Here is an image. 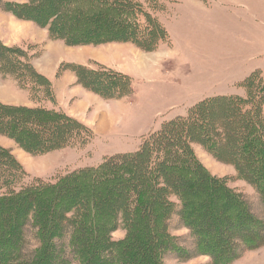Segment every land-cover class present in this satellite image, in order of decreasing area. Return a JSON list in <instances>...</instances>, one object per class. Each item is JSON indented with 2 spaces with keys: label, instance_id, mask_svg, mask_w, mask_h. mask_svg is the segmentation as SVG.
<instances>
[{
  "label": "trees",
  "instance_id": "obj_1",
  "mask_svg": "<svg viewBox=\"0 0 264 264\" xmlns=\"http://www.w3.org/2000/svg\"><path fill=\"white\" fill-rule=\"evenodd\" d=\"M23 1L0 0V9L47 29L49 41L69 47L131 44L155 53L170 44L158 16L168 12L166 0ZM93 65L62 63L56 77L70 72L78 86L103 100L133 94L128 75ZM0 75L28 95L26 87H34L51 105L0 103V136L32 155L94 137L91 128L57 107L54 83L21 46L0 40ZM238 86L233 96L202 99L187 115L169 119L136 151L56 183L22 184L26 173L0 145V264H164L168 249L188 253L170 233L174 217L193 236L195 256H210L213 264H230L241 248L260 245L264 221L252 213L247 196L231 188L228 178L212 176L192 146L232 166L264 208V80L254 72ZM120 227L125 238L114 241ZM31 233L37 242L32 250Z\"/></svg>",
  "mask_w": 264,
  "mask_h": 264
},
{
  "label": "rangeland",
  "instance_id": "obj_2",
  "mask_svg": "<svg viewBox=\"0 0 264 264\" xmlns=\"http://www.w3.org/2000/svg\"><path fill=\"white\" fill-rule=\"evenodd\" d=\"M7 1L16 5L24 4L23 0ZM196 1L200 5L204 4L201 8L206 12L221 13L229 18L226 20L218 14V17L211 19L213 24L207 26L208 31L199 35L208 39L204 49L197 43L188 50L178 49L180 56L173 58L168 57H172L174 52L170 46L162 54L145 55L128 47L116 50L118 62L115 66L120 70L119 73L125 72L131 78L132 95L119 100L100 101L93 93L79 96L78 91H74L75 87L71 86L73 83L70 75L57 81V107L60 106L62 111L92 129L94 137L86 144H77L44 155H32L11 139L0 136V145L10 150L26 173L22 184H33L36 180L46 184L56 183L74 171L96 167L118 154L134 152L145 138L157 132L169 119L187 115L188 106L212 96H233L239 93V82L254 72L261 74L264 80V18L258 11L243 9L241 5L243 1L251 4L253 0H232V5L226 7L223 0ZM260 2V12H264V0ZM176 3L178 2L174 0H166L164 6L167 10L174 11ZM185 3L181 8L183 12H191L190 5L186 1ZM257 3L255 1L256 5ZM2 10L0 9V40L2 38L7 44L18 42L9 46H21L31 61L46 73L54 72L64 60L86 62L92 67L96 63L108 68L105 62L110 59L111 53L110 50L106 51L108 49L104 45L69 47L45 42L47 29H41L30 21L19 20ZM259 40L260 45L252 48L250 44ZM4 41L1 40L3 44ZM34 41L45 43L38 45ZM120 50L123 51L119 53ZM96 56L97 58H93ZM26 90L30 92V96L23 92L32 106L51 107L49 103L41 101L43 95L35 92L34 87H26ZM192 146L206 170L212 176L228 178L229 186L237 193L246 195L252 213L264 221V208L260 198L252 187L236 178L234 168L219 162L201 145ZM169 229L178 246L185 248L188 253L180 256L168 249L164 264H213L210 256H195L194 238L178 217L172 218ZM125 235L126 232L120 227L112 234V238L119 241ZM28 238L30 249L36 248L33 233ZM259 243L256 247L241 248L239 255L230 264H264V240ZM189 256L192 258L188 259Z\"/></svg>",
  "mask_w": 264,
  "mask_h": 264
},
{
  "label": "crops",
  "instance_id": "obj_3",
  "mask_svg": "<svg viewBox=\"0 0 264 264\" xmlns=\"http://www.w3.org/2000/svg\"><path fill=\"white\" fill-rule=\"evenodd\" d=\"M174 1L178 2V3H176V5L178 4V6L175 5L176 8L174 11H170L171 10L170 9V10H168V12H162L158 15L162 24L166 28V30L169 34V38L172 42L170 41V44L163 45L160 47V49L157 52L150 53V54H157V53L159 54L160 52H161L160 54L166 53V51L168 50V46H170L174 52L172 53L173 54L172 57H170V56H168V57L173 58L174 56H177V55L180 56L181 53H178V49L188 50V49L196 46L197 43H200L202 45L201 49H204L205 44H206V40L208 41V39L204 38L202 35H201V37H199V35L202 32H205V31L207 32L208 31L207 26L210 24H213L211 22L212 21L211 19L213 17H216V16L218 17V14H221V13H217V12H206L203 8H201V5H204V4L201 3V5H200L197 3L196 0H174ZM185 1L190 5L189 9L191 12H185V11L183 12V9H181L182 5L186 4ZM236 1L239 2V0H236ZM255 1H258L257 5L255 4ZM223 2H224L225 7L227 5H232V3H233L232 0H223ZM260 3H261L260 0H253L251 2V4H248L246 1H243L241 5L243 6V9L248 8L249 10L258 11L264 18V12H260ZM192 11H195V12H192ZM212 11H213V9H212ZM220 17L225 18L226 20L229 19L224 14H221ZM1 40L4 41L2 38H1ZM30 40L33 41L32 39H30ZM45 42H50L52 44L56 43L57 45H64L63 43L49 41L47 31H46ZM45 42H40V43L35 42V44L42 45ZM4 43H5V41H4ZM17 43H14V44H17ZM260 43L261 42L259 40L256 43H253V44L251 43L250 45H252V48H254L255 45L259 46ZM5 44H6V46L7 45L8 46L14 45V44H7V43H5ZM103 47H107V48H105V49H108L106 51L110 50L109 53H111L110 59H108L105 62V65L107 64V67L109 69H112V70L117 71V72L120 71L119 69L117 70V67L115 66V64L118 62V57H117L118 52H116L117 49H122V47H128V48H133L135 51L141 52L145 55L148 54V53H144V52L138 50L137 48H135L131 44H109V45H104ZM113 48H114V50H113ZM44 51H45V48H44ZM113 51H114V55H112ZM121 51H123V50H120L119 53ZM174 53H176V54H174ZM93 58H97V56L93 57ZM94 61H96V60H94ZM66 62L74 63V64H78V65H88V63L85 64L86 62L82 63V62H76V61L73 62V61H65L64 60L57 65V67L54 69V72L46 73L47 71L38 67L37 64L34 61H32L36 70L39 73H41L42 75H44L45 77H47L49 80H51L54 83V86H57V81L60 82L66 76L70 75L69 78L72 77L71 81L73 83L71 86L75 87L74 91L75 92L78 91L77 93H79L78 95L81 97H83V93H86L88 95L90 92L84 90L82 87H80L76 84V77L72 73L67 72L59 79L56 77L60 65L62 63H66ZM124 74H126V73L124 72ZM13 81H12V79L10 80V78H3L0 75V102L4 103L6 105L28 106V107L31 106V107H33L31 105V103H29V101H28V98L26 96L27 93L25 92L26 93V95H25V93L23 92L24 90L19 88L17 83L15 81L13 83ZM56 89H57V87H55V91H56ZM56 94L58 95V90L56 91ZM90 94L92 95V93H90ZM94 96L97 97L100 101L101 100L104 101L99 96H96V95H94ZM193 105L188 106L186 111L190 107H192Z\"/></svg>",
  "mask_w": 264,
  "mask_h": 264
}]
</instances>
